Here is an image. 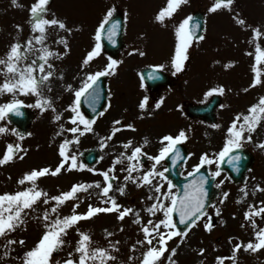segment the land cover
<instances>
[{
    "label": "rangeland",
    "instance_id": "obj_1",
    "mask_svg": "<svg viewBox=\"0 0 264 264\" xmlns=\"http://www.w3.org/2000/svg\"><path fill=\"white\" fill-rule=\"evenodd\" d=\"M35 2L36 0H17V4L13 5L12 0H0V58L4 57L13 42L20 41L23 50L27 41L38 34L34 33L31 28L34 18L30 13V8ZM213 2L214 0H187L171 17H166L163 22H160L155 17L161 9L166 7L167 0H48L42 15L48 19L58 18L72 29L71 32H68L57 26L47 27L45 43L54 52L63 53L59 57L48 58V63L54 67L49 69L46 65L45 70L54 71L55 74L41 84V92L45 97L51 98L55 112L52 109L42 112L39 108L33 107L32 105L38 98L34 94H17L15 98L24 101L23 105L34 113L29 132L31 135L21 140L14 134V138L10 140L12 144H20L23 150L13 159V164L8 162L5 165H0V193L15 192L29 187L28 182L19 185L17 181L31 169L43 167L54 169L62 159L58 149L65 139L72 141L68 146L69 155H76L79 161H81V152L90 148H96L99 157L94 164L88 165L87 169L69 170L65 168L58 175L49 174L39 178L37 180L38 187L50 196L67 191L76 183L92 184L99 181L102 187L105 183L102 173L112 167L114 158L121 153L130 155L132 148L144 145V142H140L142 139L140 132L130 130L128 139H124L123 133L118 132L110 141H107L105 147H100L101 138H107L112 128L116 126L113 122L124 120L120 117L121 113L113 105L112 100L108 110L106 108V112L94 120L91 132L80 135L67 131L68 128L76 126L69 119L75 115L73 108H77L75 106V91L83 86L89 73L103 71L109 63L108 57L100 50V54L87 65L82 64L87 53L97 43L96 31L109 8H114V11L123 15L124 42L126 44V46L123 45L115 59L120 61L116 72L111 75L106 74L109 89H116L118 92L119 89L128 87L127 96L130 101L143 98V93H140V85L139 90L135 85L137 69L149 65L156 67L164 65L159 69L165 72H174L170 61L177 44L175 29L192 12L202 11L205 16L204 39L192 41L188 48L189 58L185 61L186 75H176L181 80V84L182 80L185 81L184 97L190 103H204L210 97L205 95L206 92L214 87L223 86L225 89L223 93L214 94L221 96V104L218 106L216 114L218 112L222 114L224 129L228 128L237 114H247L249 106L257 103L259 97L264 96V59L259 62L256 60L257 45L264 51V0H234L230 9L220 8L215 12H209L208 9ZM237 16L244 19L246 25L237 24ZM17 25L20 27L18 28ZM256 27L260 28L262 33L260 37L253 35V29ZM61 37L67 39L69 46L67 49L62 43H59ZM40 47V44L34 43L33 50L24 53L27 58L21 62V65L32 63L34 60L37 65L42 63L39 60ZM134 49L138 51H133ZM141 51L144 52V55L139 54ZM36 75L38 78L42 75L38 67ZM257 75L261 82L254 87H249ZM5 78V74L0 72V83H3ZM129 82L134 84L128 85ZM68 85H71V88ZM183 91L179 87V93ZM173 93L172 91V99L175 100ZM12 99V94H0V104ZM165 101L169 102L168 99ZM164 108L166 107L163 106L161 110L164 111ZM55 114L61 115L60 121L53 119ZM124 114L129 116L130 113L124 109ZM157 120L156 125L161 132L176 131L174 132L176 134L181 129L184 130V122L176 113L157 117ZM0 121H2L0 126L5 125L11 129L6 118ZM219 123L220 120L217 124ZM123 124L127 125L126 120ZM136 124L138 123L136 122ZM79 126L83 128V125ZM187 127V139L184 140V144L188 148L189 158L183 167V173L191 171L195 165L199 164L201 155L205 153L213 158V163L208 164L211 173H213L216 168L218 152L216 150L222 144L217 139L218 127L192 118ZM223 131L227 135L225 130ZM252 135V141H264V121ZM2 136H5V133L0 134V137ZM74 136L78 137V140L73 139ZM129 140L132 141V145L125 149L123 144ZM151 141L153 142L152 149L143 146L144 153H147V155H143L147 163L143 165V168L132 173L137 179L151 169L155 162L150 157L157 155L159 149L164 146L157 139ZM21 156L22 159L19 158ZM129 163L124 158L115 165L110 173L115 179L112 181L113 188L109 195L115 197L118 204L121 205V210L131 208L133 211L127 214L123 220L118 219L117 212L99 213L90 219L79 221L77 225L81 231L91 235L93 247H107L110 241L113 243L119 241L117 245L119 251L113 252L117 260L112 264H120V261H123L124 264H139L146 245H137L135 250L132 249V245L136 241L144 239V234L140 229L149 221L155 224L159 219L164 218L162 210L155 212L154 215L146 210L151 204L157 202L156 197H159V200L165 205L171 202L169 198L156 192L154 185L161 184V192L172 191L175 193L176 191L174 187L169 190L168 181L159 176L153 177L151 185L137 186L131 180L126 181L124 177L127 172L122 169H127ZM139 163L141 162L139 161ZM92 169L98 171H92ZM163 170V162L156 164L157 172ZM258 178L264 180V151L261 153V157H258L257 165L247 174V180L243 184H232L224 174L217 177L216 185L219 184V194L206 210V215L197 221V225L188 231L185 238L173 237L167 242L169 252L172 248L177 249L173 256L176 264H217V257L230 258L232 256L234 244L247 243L249 240L255 242L253 225L250 221L245 220L244 213L250 205L259 208L261 207L260 202L264 201V191L256 190V185L264 187V182ZM220 181L224 182L221 184ZM245 185L248 195L241 199L243 196L241 189ZM119 187H124L123 194L115 190ZM237 189L239 190L237 191ZM225 192L228 193L226 199L223 197ZM54 203V201H49L48 204H44L41 200L35 210L26 217L24 225L9 233L7 237H0V245L6 244L10 239L25 241L24 244L12 245L11 255L0 259V264H22L20 258L23 257L25 251L34 246L42 234L43 221L40 217L44 209H50ZM74 204H78L75 211L80 213L86 212L89 204L100 207L110 206L106 203L101 188L95 186L86 192H78L77 198L60 205L58 214L60 216L71 214ZM217 208L221 210L219 216L216 215ZM137 214L141 219L139 224L135 222ZM56 215L57 213H53L52 217L55 218ZM208 216H211L214 225L211 231L206 230L203 226L207 222ZM254 219L257 221L258 228H264V217H254ZM242 225L244 226L242 227ZM106 230L112 235L107 236ZM160 231L166 232L167 229L161 226ZM78 239L75 227L70 229L65 237L68 243L60 251L54 253V261L65 259L67 253L75 248ZM153 243L156 242L153 241ZM201 248L205 249L203 254L199 251ZM4 251L5 249L0 247V256ZM169 252H166L161 258L160 264H169L167 258ZM129 256L136 257V260L129 262ZM236 259L237 264H264V249L251 252L241 248ZM224 264H232L231 259H226Z\"/></svg>",
    "mask_w": 264,
    "mask_h": 264
},
{
    "label": "snow or ice",
    "instance_id": "obj_2",
    "mask_svg": "<svg viewBox=\"0 0 264 264\" xmlns=\"http://www.w3.org/2000/svg\"><path fill=\"white\" fill-rule=\"evenodd\" d=\"M187 0H167V5L165 8L161 9L155 19L157 21L163 22L166 17H171L179 7L186 3ZM234 0H214L211 7L208 9L209 12H215L220 8H231ZM12 4L16 5L17 0H12ZM48 4V0H36V2L31 6L30 13L34 18V21L31 24L32 31L38 33L37 35L32 36L24 46L22 50V44L20 41L13 42L8 51L5 53L4 57L0 58V72L5 74V80L3 83H0V94L9 93L13 95V99L6 101L3 104H0V120L5 119L10 113H15L21 115L20 106L24 101L15 98L17 94H34L38 97L35 101L33 107L39 108L42 112L48 109H52L55 112V106L50 97H45L41 92V84L44 81L49 80L55 73L54 71H46L45 66L49 69L54 66L48 63L49 57H59L63 53H57L51 50L45 43L47 39V27L48 26H57L59 29H64L68 32H71L72 29L68 28L66 23L58 18H45L42 13L45 11V6ZM114 8H109L105 14L103 21L101 22L99 28L96 31V40L97 43L89 51L82 61L83 65H87L94 57L100 54L101 45L100 40V29H103L105 23L109 21V18L112 17ZM192 17L188 16L183 19L179 25L176 27L175 32L177 36V44L175 47V53L171 58V66L174 69L173 74L181 72L185 67V61L188 57V48L192 43L193 37L195 39L202 40L204 37L202 35H195V28L199 25L190 26V21ZM236 23L242 26L246 25V21L239 16L236 17ZM19 28L20 26L17 25ZM118 27V22H113L111 27L108 28V38L115 43L114 37L116 35V30ZM250 27V26H249ZM253 35L260 37L262 35L260 28L256 27L253 29ZM35 44H40L39 49L40 56L39 60L42 63L37 65L34 60L32 63L21 65V62L27 57L24 54L25 52H31ZM59 43H62L67 49L68 43L67 39L64 37L60 38ZM138 51V50H133ZM256 60L259 62L264 59V51L261 50L260 46L257 45L256 48ZM140 55H144V52H139ZM109 63L106 65L103 71H97L95 73H89L86 81L83 83V86L75 91V96L77 101L82 94L86 92L87 89L93 88L99 79V77L104 76L105 74L111 75L116 72L117 65L120 61L108 58ZM37 67L39 72L42 74L39 78L36 75ZM158 68H163L164 65H158ZM228 67V65H225ZM254 71L256 69L254 68ZM150 76H155V74H150ZM259 75L253 79L252 84L249 87H254L260 83ZM143 86V85H142ZM71 88V85H68ZM225 89L223 86L218 88L214 87L205 93L206 96H211L214 93H223ZM247 91V89H245ZM148 98L145 97L139 104L141 109L146 107ZM161 103H163V98L156 103V107L159 108ZM70 107H72L70 105ZM223 107V105H221ZM75 115L69 117L74 127L68 128L67 131L73 134L79 133L83 135L86 132H91L92 125L94 123L93 119L86 118L82 113L78 111L77 108H73ZM102 115V113H101ZM242 116V119H241ZM55 121L61 120L60 114H55L53 116ZM264 121V96L259 97L257 103H254L249 106L247 114H237L236 117L232 120L231 124L226 129L227 135L225 138V143L222 150L218 153V159H223L224 157L229 158V162L232 163V166L235 170H239V161H241L242 156L239 152L233 153L234 149H240L243 147L245 141H252L253 133L259 127L260 123ZM115 127L112 128L110 135L107 138H101L100 147L103 148L107 144L108 140H111L113 136L116 135L122 128L133 129V124L121 125V121L116 120L113 122ZM79 125H83L81 128ZM63 127V125H61ZM213 127H219V125H213ZM14 133L21 140L24 139V133H20L15 128H7L5 126H0V134L3 133ZM27 135H31L28 133ZM59 135V133H57ZM73 139L78 140V137L74 136ZM187 139L186 132L181 129L177 135L173 136L171 134L164 135L161 138L163 147L159 149V154L151 156L150 159L154 161L151 169L144 172L139 179L133 176L132 173L138 171L140 168H143V164L139 163L140 157L147 155L144 153L143 146H136L132 148L131 154L127 155L126 153H121L119 156H116L113 161L112 167L108 171L102 173L104 179V185L101 187L99 181L93 182L92 184L88 183H76L72 187L63 191L58 195L50 196L46 191L40 189L37 185V180L46 175H58L65 168L71 169H87L89 166L78 160L76 155H69L68 146L72 143L71 140L65 139L59 145V155L62 157L60 163L53 169L50 167H43L39 169H31L23 174V176L17 181L19 185H24L26 182L29 183V187L23 188L15 192H3L0 193V237H7L9 233L14 232L18 227L26 223V217L29 213L35 210L38 202L43 200L44 204H48L49 201H54L51 208L44 209L40 219L43 221V231L39 239L36 241L33 247L24 252L23 257H21L22 264H112L117 260V257L113 252H118L119 248L117 245L119 241L113 243L109 242L107 247L96 246L93 247L92 237L89 233L81 231L77 226L79 221L84 219H90L99 213H118V219L123 220L125 216L133 211L131 208H123L121 210V205L118 204L114 196H110L109 193L113 188L112 181L115 179L110 173L113 171L116 164L120 163L122 159L126 158L130 163L128 164L127 169H122L126 171L127 175L124 177L126 181L131 180L137 184V186L143 184H152L153 177L159 176L163 180L168 181V188L171 190L173 187L172 182L168 180V177L165 175L164 171L157 172L156 164L160 163L165 157L169 156L171 153L172 163L175 164L179 159H181V152L177 145L183 140ZM148 140H144V144H147ZM132 145V141L129 140L123 144L125 149H128ZM260 148H264V141L260 142L258 145ZM22 146L20 144L9 143L6 145V149L2 155H0V165H5L8 162L12 161L17 157V154L21 152ZM232 154V155H230ZM19 158H23L22 156ZM213 158L209 157L207 153L202 154L200 157V163L194 166L193 171L200 169L201 165L212 164ZM92 171H98L97 169H92ZM191 175V173H189ZM213 176H219L220 170L217 168L215 172L212 173ZM208 180L207 176L200 174L198 179L193 181L190 185H185L184 194L182 196H177L174 192H161L162 185L155 184V191L161 193L166 198L171 200L170 204L165 205L162 201L159 200V197H156L157 202L151 204L146 210L153 215L157 211H163L164 218L159 219L155 224L152 221H149L148 224H145L140 230L144 234L143 240L136 241L132 245V249L135 250L137 245H146V250L143 251L142 257L139 259V264H160L161 258L165 255L166 252H169L167 242L173 237H180L181 239L187 236L188 231L195 225L197 221L201 220L202 217L206 215V194L207 190L204 187L205 182ZM224 181H220L222 184ZM101 188L103 196L106 198V203L110 206L100 207L88 205L86 212L80 213L75 211L78 204L73 205V211L71 214L66 216H60L58 214L60 205L64 204L66 201L77 198V193L84 191L86 192L89 188L92 187ZM219 187V184L217 185ZM247 186L245 185L241 191L243 196L247 197L248 192L246 190ZM120 193H124V187H119L115 189ZM256 190L264 191V187L261 185H256ZM223 197L226 199L228 193H223ZM223 203V201H221ZM261 207L255 208L250 205L249 209L245 211L244 216L245 220H248L253 225L255 242L249 240L247 243H236L232 249V256L230 258L226 257H217V264H224L226 259H231L232 264H237V254L243 248L244 251L257 252L261 249H264V228L257 227V221L254 217H264V201L260 202ZM220 209H216V215H220ZM173 212L179 214V224L184 225L183 232L177 227V223L173 220ZM53 213H57L55 218L52 217ZM136 223H140L141 219L139 214H137ZM223 222V221H222ZM161 226L167 229L166 232L160 231ZM204 228L208 231H211L214 227L212 223L211 216H208L207 222L204 223ZM244 225H242L243 227ZM76 229L79 239L76 241L75 248L67 253V257L63 260L54 261L53 255L57 251H60L63 246L68 243L65 240V237L68 234V231L72 228ZM122 230V229H121ZM154 233V235H153ZM106 235L111 236V232H107ZM231 239V238H229ZM153 241L156 243L154 244ZM24 244L23 239L17 240H8L6 244L0 245L5 251L3 255L0 256V259L3 257H9L11 255V246L14 244ZM177 249L172 248L168 254L169 264H176V261L173 260ZM200 253L203 254L205 249L201 248ZM129 262H134L136 257L129 256ZM120 264H124L123 261H120Z\"/></svg>",
    "mask_w": 264,
    "mask_h": 264
},
{
    "label": "water",
    "instance_id": "obj_3",
    "mask_svg": "<svg viewBox=\"0 0 264 264\" xmlns=\"http://www.w3.org/2000/svg\"><path fill=\"white\" fill-rule=\"evenodd\" d=\"M113 22H118L116 35L114 37L115 43H113L112 40H110L108 38V28L111 27ZM192 25H199L197 28H195V35H197V36L201 35L202 30H203V20H202V15L201 14H194L192 16V19L190 21V26H192ZM122 28H123L122 18L118 14H114L109 19V21L105 23L104 28L100 30V44H101L103 49L107 50L108 53L114 54L116 52V50L120 48V46L122 44V40H121ZM193 38H195V36ZM152 72H153L152 69L143 70L142 71L143 78L144 79H146V78L148 79L150 77L148 74H150ZM91 90H92V88H90L86 92V94H88V92H91ZM91 94H92V92L89 93L88 97H90ZM214 103H215V98L212 99V101L205 107H202V108L194 107L193 108L194 109L193 112H195V113L208 112L209 115H211L212 114V109L214 107ZM20 112L22 113L21 115H17L15 113H10L9 114V118H11L12 121L16 124V126L19 128L20 132L25 133L26 130H27V124H28V120H29L28 111L25 110L22 106H20ZM176 163H175V165H176ZM175 165H173L172 171H174V166ZM200 174H203L204 176H207L206 175L207 171H206V168L204 166L200 167V169H198L191 176H189L188 178H185V179H179V174L178 173L177 174H172V175L169 174V175H171V178H172L173 182L178 185V190L179 191H178L177 196H182L184 194L185 185L192 184L193 181L198 179V176ZM213 179H214V177H212V178L208 177V180L204 184V187L207 190L206 199H205L206 208L212 202V200L216 197V194H217L216 188H214L212 186ZM172 216H173L175 222L177 223V227L179 229H181V231H183L184 230V225L179 224V214L177 212H173Z\"/></svg>",
    "mask_w": 264,
    "mask_h": 264
},
{
    "label": "flooded vegetation",
    "instance_id": "obj_4",
    "mask_svg": "<svg viewBox=\"0 0 264 264\" xmlns=\"http://www.w3.org/2000/svg\"><path fill=\"white\" fill-rule=\"evenodd\" d=\"M174 81L175 80H173V82ZM161 111H162L161 109H159V108H157V107L154 106V107H152L150 113L142 115L141 118L143 120H145V121H148L149 119L153 118L154 115L161 114ZM153 127L154 126H148L147 128H148V130H151ZM246 142L248 144H250V146H252V149L255 150V151H257L258 153H260L259 151H262V152L264 151V148H260V147L257 146L262 141H246ZM255 143H257V144H255Z\"/></svg>",
    "mask_w": 264,
    "mask_h": 264
}]
</instances>
